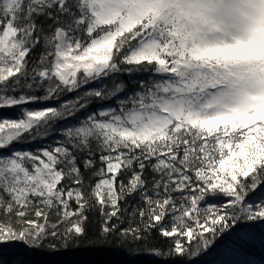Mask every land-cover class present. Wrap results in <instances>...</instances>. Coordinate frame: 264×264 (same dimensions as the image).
Masks as SVG:
<instances>
[{
	"label": "snow or ice",
	"instance_id": "obj_1",
	"mask_svg": "<svg viewBox=\"0 0 264 264\" xmlns=\"http://www.w3.org/2000/svg\"><path fill=\"white\" fill-rule=\"evenodd\" d=\"M257 239L264 0H0V264H200Z\"/></svg>",
	"mask_w": 264,
	"mask_h": 264
},
{
	"label": "trees",
	"instance_id": "obj_2",
	"mask_svg": "<svg viewBox=\"0 0 264 264\" xmlns=\"http://www.w3.org/2000/svg\"><path fill=\"white\" fill-rule=\"evenodd\" d=\"M2 114L15 116L16 110L3 112ZM254 231L259 233L260 229L257 228ZM3 258L6 260H24L25 264H97V262H103V264H121V261L124 259L121 255L111 252H79L74 254L47 256L25 251L22 248L14 250L5 249ZM218 259L225 260L228 264H239L240 261H243L244 264H264V242L257 239L249 246L242 256H219L217 251L214 250L207 256L202 257L200 264H216Z\"/></svg>",
	"mask_w": 264,
	"mask_h": 264
}]
</instances>
